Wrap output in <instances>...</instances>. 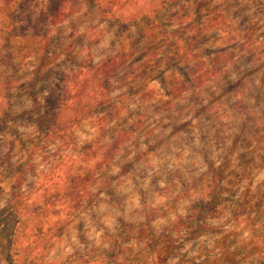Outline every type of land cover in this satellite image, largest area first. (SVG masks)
Listing matches in <instances>:
<instances>
[{"label":"rangeland","instance_id":"rangeland-1","mask_svg":"<svg viewBox=\"0 0 264 264\" xmlns=\"http://www.w3.org/2000/svg\"><path fill=\"white\" fill-rule=\"evenodd\" d=\"M94 2L0 0V82L17 84L0 116L52 93L68 106L104 103L64 131L8 121L0 132V210L19 205L11 247L14 220L0 226V264L8 248L11 264H84L121 223L160 232L208 198L219 167L226 199L212 230L165 264H260L264 0ZM118 246L117 262L149 260L141 243Z\"/></svg>","mask_w":264,"mask_h":264},{"label":"trees","instance_id":"trees-1","mask_svg":"<svg viewBox=\"0 0 264 264\" xmlns=\"http://www.w3.org/2000/svg\"><path fill=\"white\" fill-rule=\"evenodd\" d=\"M89 4L92 6L97 5L94 0H89ZM103 13L105 14L104 11ZM112 60L114 59H110L107 63H112ZM106 64H104L103 67H106ZM149 69H152V67ZM102 75L105 76L107 82L108 78L115 75V71H104ZM89 80L88 78H85L83 84L81 85L82 90L76 94L77 96L81 95V93L87 89V82L89 83ZM30 86L33 88L35 84L30 83ZM16 87L17 84L15 80L6 78L0 82V99L5 101L6 106L9 105L8 101L11 91ZM107 88L109 87H106L104 90L107 91ZM54 96L55 94L52 93L42 106L33 107L17 114L10 115L6 111H3L0 116V132L5 130L8 121L34 124L39 131L45 133L64 131L68 125L86 120L92 112L91 109L94 107L93 105H95V107H99L100 109L104 105L102 97L100 98L101 100L98 104H89L87 102H83L82 104L77 101L76 103H72L68 106L67 103H63V101L56 99V96ZM105 100L107 112H118V106L113 104L107 97ZM103 115L106 116L105 114ZM109 116L111 117V115ZM102 126L101 127L104 128V125ZM112 144L114 145V142H112ZM86 149L88 150V147H85V150ZM105 156H110V152H107ZM222 168L223 167H219L211 172L210 180L212 187L209 191L208 198H200L196 202L192 203L189 208V212L185 217L176 218L168 227L160 232H154L148 224H143L138 228H133V226L129 224L121 223L117 237L111 240L110 245L105 250L98 253L95 251H91L89 253L87 252L79 258L83 260L84 264H87L91 260L98 257H102L107 264H126L117 262L116 260V250L119 247L118 243L136 242L143 244L150 256L148 261H141L138 264H165L170 255L179 249L184 242L212 230V227L207 224V221L214 219L219 215L226 199V196H224L226 189L222 187ZM254 200H256L258 204L259 201L255 197L250 200V203ZM18 206V202L14 201L7 207L0 210V226H3L11 219L14 220L15 224L8 235L9 247L13 245L14 237L16 236V232L19 227L17 226ZM8 249L6 250L4 257L5 260L11 264V254ZM260 264H264V261H261Z\"/></svg>","mask_w":264,"mask_h":264}]
</instances>
